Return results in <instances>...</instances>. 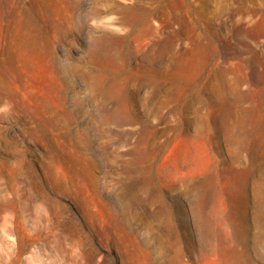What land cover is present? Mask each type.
<instances>
[{
    "label": "rangeland",
    "instance_id": "obj_1",
    "mask_svg": "<svg viewBox=\"0 0 264 264\" xmlns=\"http://www.w3.org/2000/svg\"><path fill=\"white\" fill-rule=\"evenodd\" d=\"M0 264H264V0H0Z\"/></svg>",
    "mask_w": 264,
    "mask_h": 264
}]
</instances>
